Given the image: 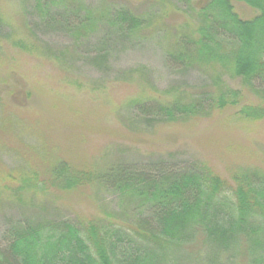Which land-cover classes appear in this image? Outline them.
Wrapping results in <instances>:
<instances>
[{
    "label": "rangeland",
    "instance_id": "1",
    "mask_svg": "<svg viewBox=\"0 0 264 264\" xmlns=\"http://www.w3.org/2000/svg\"><path fill=\"white\" fill-rule=\"evenodd\" d=\"M204 1L0 0V129L10 128V142H0V250L25 222L97 218L132 226L151 219L134 197L96 184L86 192L16 194L22 178L12 176L38 172L42 182L50 175L48 163L65 157L62 145L75 151L76 167L93 173L112 164L139 171L161 163L180 171L212 168L229 182L235 174L264 177V120L239 114L246 105L264 103L241 79L213 65H191L193 58L182 54L181 39L196 32L194 10ZM232 5L241 18L258 15L243 2ZM122 9L143 26L119 31L112 17ZM87 12L95 22L85 27ZM223 84L238 93V104L215 117L171 126L143 117L132 133L122 128L145 96L201 90L213 96ZM231 236H198L188 246L153 248L148 255L158 264L264 263V233L247 243Z\"/></svg>",
    "mask_w": 264,
    "mask_h": 264
},
{
    "label": "trees",
    "instance_id": "2",
    "mask_svg": "<svg viewBox=\"0 0 264 264\" xmlns=\"http://www.w3.org/2000/svg\"><path fill=\"white\" fill-rule=\"evenodd\" d=\"M234 1L247 4L258 15L241 18L234 12ZM194 12L196 32L181 39L184 57L193 58L191 65H213L229 78L241 79L264 103V0H205ZM48 14H52L51 8ZM90 15L87 12L85 27L95 22ZM112 19L124 32H135L144 24L129 9L120 10ZM237 104L238 93L225 84L216 88L213 96L205 90L176 97L164 93L145 96L133 106L136 116H129L128 123L121 125L132 133L143 117L155 124H193ZM239 114L248 120H264V104L246 105ZM38 121L42 124L46 120L40 117ZM6 131L10 132L9 126L0 129L2 144L10 142ZM8 138L13 140L11 135ZM62 150L65 157L48 163L45 172L50 175L42 182L38 172L29 178L12 176L13 181L22 178L15 193L68 194L86 192L96 184L134 197L139 211H149L151 219H140L132 226L97 218L78 223H21L7 236L9 242L0 250V264H158L148 255L153 248L188 246L198 236L216 241L224 233L234 235L229 237L232 242L238 235L247 243L264 233V177L255 173L235 174L229 182L212 168L191 166L180 171L161 163L139 171L112 164L104 172L93 173L76 167L79 165L70 146L62 145Z\"/></svg>",
    "mask_w": 264,
    "mask_h": 264
}]
</instances>
